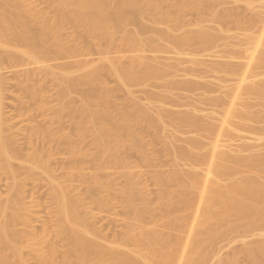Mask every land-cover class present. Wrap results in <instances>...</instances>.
I'll return each instance as SVG.
<instances>
[{
	"label": "bare ground",
	"instance_id": "obj_1",
	"mask_svg": "<svg viewBox=\"0 0 264 264\" xmlns=\"http://www.w3.org/2000/svg\"><path fill=\"white\" fill-rule=\"evenodd\" d=\"M167 2L168 0H49L50 9L44 10L35 7L29 0H0V69L4 58L2 50L5 49L17 61L26 58L33 65L24 69V79L21 80L30 83L28 90L32 97L38 95L32 82L37 71L45 72L58 83L59 101L54 110L60 129L55 131L35 126L34 131L42 139L48 137L57 144L66 143L67 151L73 159L68 172L76 174L80 181L87 184L89 196L102 208L110 203L102 194V188L110 185L111 180H103L96 173L86 177L81 172V154L90 155L102 168L112 164L127 167L129 162L123 155L124 152L137 151L144 159H149L142 131L153 125H164L166 117L172 114L163 107L154 114L149 102L151 95L149 101L144 103L129 89L131 84H144L149 79H166L165 68L147 61L144 53L146 48H159L158 42L164 37H172L176 49L190 43L209 46L217 38L207 27H201L196 33L183 30L179 35H173L170 30L151 25L150 21L155 24L170 21L175 26L179 25L184 15L183 5L178 0H172L170 3L174 11L168 12L165 10ZM192 7L202 15L210 9V5L204 0H195ZM213 13L217 17L221 16L217 11ZM236 22L239 26L243 24L241 20ZM67 26L73 28L72 42L65 37ZM147 31L151 35L146 36L144 33ZM83 37L93 39L103 48L97 61L79 59L76 70L67 65L56 70L48 63L53 55H78L83 48ZM261 38L262 36L259 41ZM8 40L16 44L12 46ZM117 41L126 49V54L122 55L121 52V57L125 61L128 59V63L109 56L107 49ZM257 46L255 53L247 57L248 69L245 68L246 72L241 75L234 94L236 98L246 92L254 93L264 100V80L245 84L247 77L252 75L253 67H264V51L256 53ZM226 71L233 74L236 69L227 66ZM106 73L115 76L119 89L127 90L134 112L126 106L117 105L107 83L102 79ZM21 81L19 82L23 84ZM187 82L188 85L192 83ZM81 85L86 88L76 95ZM4 90V79L0 74V154L4 169L14 181L6 201L0 198V264H30L24 256L23 245L28 236L36 234L32 230L23 231L17 227L19 223H27V207L23 200L24 185L21 182L24 178L22 179L23 176L21 177L22 174L15 165L20 151L16 139L7 132L8 123L3 113ZM66 115L70 116L80 138L91 136L95 151H83L74 141L71 132L62 127ZM253 116L248 105L239 109L231 103L225 108L222 123L245 130L248 129L251 118L264 120V111ZM235 119L240 122H235ZM179 125H192L197 130L205 126L208 131H212L211 123L206 124L200 118H192L187 112L180 115ZM33 139L30 143L31 152L22 161L26 173L24 175L29 176L34 171L41 170L48 180L50 194L59 213L58 233L68 241L63 252L55 246L48 249L37 247L35 255L38 264H173L179 257L181 264H205L215 253L217 242L228 233L264 225V178L260 175L264 170V155H231L222 151L212 153L208 160L209 168L204 173L194 170L184 175L173 170L158 174L161 182L159 207L167 213V224L170 227H180L186 219V211L193 207L186 189L198 188L196 217L189 229L190 241L181 254L174 248V242L160 230L156 208L144 197L135 175L130 172L125 174L127 184L122 188V205L130 221L122 240H117L118 237L109 243H102L97 228L88 221L83 199L74 195L67 185L54 176L49 163L52 150L45 156L47 152L44 151L43 144L33 142ZM163 139L170 143L164 135ZM201 146L200 139H194L191 147L179 148L178 157L204 162L206 155L195 150ZM218 147L216 140L213 149ZM217 158H231L235 163L249 167L250 171L254 169L251 172L258 171L259 175L253 172L255 177L245 175L246 177L238 179L233 176V170ZM12 193H15V197ZM130 243L134 248L126 247ZM254 246H247L245 254L253 263L263 264L264 243ZM234 256L219 257L215 264H237Z\"/></svg>",
	"mask_w": 264,
	"mask_h": 264
},
{
	"label": "rangeland",
	"instance_id": "obj_2",
	"mask_svg": "<svg viewBox=\"0 0 264 264\" xmlns=\"http://www.w3.org/2000/svg\"><path fill=\"white\" fill-rule=\"evenodd\" d=\"M29 1L39 9H50L49 0ZM171 1L168 0L165 5V10L168 12L174 11ZM178 1L184 8V15L178 26L173 25L170 21L161 24L150 21L151 25L163 30H170L173 35H179L183 30L196 33L201 27H207L217 35V38L209 46L190 43L176 49L173 38L164 37L158 42L160 49L158 47L146 48L144 53L147 61L165 68L166 79L164 81L149 79L144 84H131L129 89L138 100L144 103L149 101L151 95L149 102H151V109L154 114L160 107L172 114L166 117L164 125H153L142 131V137L147 144L149 159H144L137 151L124 152L123 155L129 162L127 167L123 168L112 164L110 167L102 168L90 155L81 154L79 159L81 172L86 177L96 173L103 180H111L110 185H105L102 188V194L110 201L109 205L103 206L104 208L89 196L87 184L80 181L76 174L68 172L73 159L67 151L66 143L60 145L48 137L42 139L38 135L39 138L34 131L35 126H43L45 129L55 131L60 129L54 110L59 101L58 83L45 72L37 71L32 82L37 88L38 95L32 97L30 90H28L30 83H24L21 80L24 79V69L31 68L33 65L26 58L17 61L5 49L2 50L4 58L0 74L4 79L5 87L3 113L8 123L7 132L16 139L20 151L21 158L18 157L15 160V165L20 170L22 179L24 178L21 182L24 185L23 200L27 207V223H19L17 227L23 231L32 230L31 232L36 234V236H28L27 242L23 245L24 256L30 264H38L35 255L37 247L43 246L48 249L55 246L60 252H63L68 242L58 233L59 213L50 194L48 180L41 170L34 171L29 176L24 175L26 173L22 161L31 152L30 143L33 138V142L43 144L44 151L47 152L44 154L45 156L48 155L49 150H52V153L50 151L52 155L49 163L54 176L67 185L74 195L83 199L88 221L97 228L98 237L102 243H109L118 237L117 240H122L123 233L130 221L127 219V214L122 205V188L127 184L125 174L130 172L135 175L144 197L156 208L160 230L169 240L174 242V248L179 254L184 251L190 241L189 229L196 217L198 188L186 189V195L193 201V207L186 211V219L180 227H170L167 224V213L159 207L161 182L158 174L173 170L180 171L184 175L194 170L204 173L209 168L208 160L213 152L227 151L231 155L242 156H249L253 153L264 155V134H262L264 132H261V130L264 131V127L261 128L264 126V120L257 121V119L251 118L248 121V129L245 130L235 129L233 125L225 126L222 123L225 108L231 103L239 109L248 105L251 115L254 116L264 111V100L254 93L245 92L238 98L234 97L241 75L247 68V61L249 60L247 57L255 53L256 45H258L256 53L264 51V0H204L210 5V9L203 15L192 7L195 0ZM214 11H217L221 16L214 15ZM238 20L243 21L241 26L236 22ZM144 34L146 36L151 35L149 31ZM65 37L67 40L73 41L72 27H66ZM8 41L12 46L16 44L12 40ZM81 43L83 48L78 55H73V57L53 55L48 63L53 65L56 70L62 65H67L76 70L79 59L81 61H97L100 56L99 52H102L103 48L101 49V46L99 47V44L91 38L83 37ZM125 50L118 41L107 49L109 56L117 57L121 62L125 61L121 57L126 54ZM227 66L235 67L236 72L228 73L226 71ZM253 68V72L248 70L252 72V75H249L247 71V76H249L245 84L264 80V67ZM102 79L107 83L117 105L126 106L131 112H134L127 90L118 88L115 76L112 73H106ZM187 81H191V85H188ZM171 82L178 84H171ZM84 88L86 86L81 85L77 89L76 95ZM183 112L189 113L192 118H200L206 124L211 123L212 131H208L205 126L198 130L192 125L180 127L179 117ZM235 122H240V120L235 119ZM62 127L71 132L74 141L84 149L83 151L89 149V152H92L94 150L91 136L88 135L85 139L80 138L70 116L64 117ZM163 135L169 139L170 143L163 139ZM36 137L39 141L36 140ZM194 139H200L202 143V146L195 150L206 155L207 158L204 162L178 157L179 148L182 146L191 147V141ZM216 140L219 147L214 150L213 143ZM217 159L230 167L234 172L233 176L238 179L245 175L248 177H255L253 174L259 175L258 171H253L255 172L253 173L251 171L254 169L250 171L249 167L235 163L231 158ZM3 166L0 154V198L6 201L10 195V186L14 181ZM263 171L260 175L262 174L264 178ZM226 181L227 179H225ZM11 195L15 197V193ZM1 217L0 214V219ZM260 226H254L250 230L249 228L247 230L241 228V230H235L228 233L227 236L225 235L223 239L217 242L216 247H214L215 253L205 264H215L221 257L227 258L234 255L237 264H256L248 258L245 251L247 246L252 247L256 243H264V225ZM126 245L127 248H134L131 243ZM173 264H181L180 257Z\"/></svg>",
	"mask_w": 264,
	"mask_h": 264
}]
</instances>
